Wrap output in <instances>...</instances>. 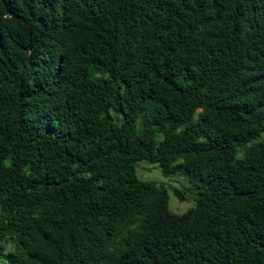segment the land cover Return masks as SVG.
<instances>
[{
	"label": "trees",
	"instance_id": "1",
	"mask_svg": "<svg viewBox=\"0 0 264 264\" xmlns=\"http://www.w3.org/2000/svg\"><path fill=\"white\" fill-rule=\"evenodd\" d=\"M0 263L264 264V0H0Z\"/></svg>",
	"mask_w": 264,
	"mask_h": 264
},
{
	"label": "rangeland",
	"instance_id": "2",
	"mask_svg": "<svg viewBox=\"0 0 264 264\" xmlns=\"http://www.w3.org/2000/svg\"><path fill=\"white\" fill-rule=\"evenodd\" d=\"M136 170L140 179L154 182L158 186H163L168 191V210L172 214L181 215L194 206L193 192L190 191V186L183 174L178 173L167 177L163 176L157 165L145 161L137 163ZM171 188L178 189L184 193L185 199H177L171 192Z\"/></svg>",
	"mask_w": 264,
	"mask_h": 264
}]
</instances>
